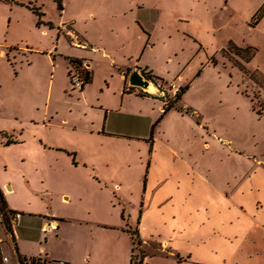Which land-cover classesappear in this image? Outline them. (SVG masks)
I'll list each match as a JSON object with an SVG mask.
<instances>
[{"label": "rangeland", "instance_id": "374dc122", "mask_svg": "<svg viewBox=\"0 0 264 264\" xmlns=\"http://www.w3.org/2000/svg\"><path fill=\"white\" fill-rule=\"evenodd\" d=\"M229 42L253 47V57L244 61ZM70 55L93 61L94 94L121 65L139 67L156 77L155 96L163 100L174 96L171 83L187 87L176 102L181 110L163 113L160 99H144L137 106L144 122L135 123L133 138L64 130L48 142L68 150L45 147L34 123L47 110L45 121L55 108L54 121L67 117L80 128L105 114L74 105L80 90L68 77ZM109 81L112 89L119 84ZM119 116L108 112L109 120ZM1 132L14 138L5 145L0 136V187H13L5 199L21 213L15 227L21 252L69 264L125 263L151 141L157 151L168 145L176 160L223 189L255 160L264 163V0H0ZM52 219L63 222L45 228ZM155 248L136 245L133 264Z\"/></svg>", "mask_w": 264, "mask_h": 264}, {"label": "crops", "instance_id": "0c3cea01", "mask_svg": "<svg viewBox=\"0 0 264 264\" xmlns=\"http://www.w3.org/2000/svg\"><path fill=\"white\" fill-rule=\"evenodd\" d=\"M66 58L80 60L91 77L88 86L75 96L77 101L74 105L85 109L103 108L105 114L103 117L95 114V118L89 120L88 127L80 128L74 123L68 125L67 117L60 122L54 121L59 115L55 108L52 112L54 116H50L52 121H45L47 110L42 121L34 123L41 131L34 137L40 138L45 147L68 150L63 145L50 144L49 135L56 132L61 136V131L66 130L94 139L137 136L132 132L134 125L136 123L138 127L141 121L144 122L143 113L138 107L144 99H159V96L139 95L138 88L131 87L128 91V70L139 67L121 65L118 76H104L106 88L99 87V95L90 88L96 73L93 61L74 55ZM113 77L119 84L112 89L109 78ZM107 97H112L113 105L105 103V99H109ZM132 105L138 107L130 111L132 114H127ZM108 112H117L121 116L109 120ZM83 114H87L86 111ZM1 133L5 134L6 139L14 140L10 133ZM157 147L155 139L144 180L140 216L138 222L132 225L137 228L142 247L157 245L154 250L144 253L142 264H264V163L255 160L249 171L239 175L235 183L223 189L207 176L199 174L194 167L176 160L178 154L168 145L162 151H157ZM6 187L5 191L0 187L4 199L7 193L13 191V187ZM5 202L8 208L15 210L6 199ZM61 222L52 219L45 228L51 227L49 224L58 227ZM16 246L20 253L25 254L21 252L17 238ZM129 248V252L125 253L126 262L121 264L130 263L132 243ZM51 258L67 262V259Z\"/></svg>", "mask_w": 264, "mask_h": 264}, {"label": "built area", "instance_id": "2783aa9c", "mask_svg": "<svg viewBox=\"0 0 264 264\" xmlns=\"http://www.w3.org/2000/svg\"><path fill=\"white\" fill-rule=\"evenodd\" d=\"M69 78L74 89L81 90L84 87L83 73L76 67L70 69ZM170 87L174 94L179 89L174 83H171ZM20 218V212L8 208L0 200V264H67L63 260L51 258L46 254L26 255L20 253L16 246L15 232ZM49 226L55 227L51 224Z\"/></svg>", "mask_w": 264, "mask_h": 264}, {"label": "trees", "instance_id": "16d2710c", "mask_svg": "<svg viewBox=\"0 0 264 264\" xmlns=\"http://www.w3.org/2000/svg\"><path fill=\"white\" fill-rule=\"evenodd\" d=\"M58 7L61 8L60 1H58ZM227 49H233L234 50V53L237 54V55H239L240 57H241V55H244L245 56L244 57V61L250 60L253 57L254 52H255V49L253 47H249L248 46V47L242 48V47H239V46H237L236 44H234L232 42H229V44L227 46ZM68 60L72 64L73 67L81 65V62L78 59L68 58ZM238 67L240 69H244L240 65ZM69 71H70V69L68 70V77H69ZM142 72H143V70H142ZM145 76H147V78L155 84V81H154V78H156L155 76L150 75V73H148V75H145ZM250 76H253V75L250 74ZM83 77H84L85 84H87V83H89L91 81V77H90L88 71H84L83 72ZM186 88L187 87H179L178 91L174 94V96H173L172 99L163 100L162 97H159V99L162 100L163 103H164L163 110H162L163 113L167 112L172 107H175V108L181 110V108H179V107L176 106V102L181 99V96L184 93V91L186 90ZM131 89L132 88L130 87L128 89V91H130ZM138 94L141 95V96H150V95H147L146 93H144L142 91H139ZM252 110L255 111L253 107H252ZM255 113L257 115H260L258 113V111H255ZM0 136L1 137H5V134L0 133ZM13 142H14V140H12L10 138H7L6 141H5V145H8V144L13 143ZM151 150H152V143H151V146H150V152H151ZM0 200H1V202H2L3 205H5V206L7 205L6 202H5V199H4V196H3L1 190H0ZM126 231L130 234V237H131V241H132L131 251L133 253V249L136 247V245H140L141 244V240L139 239V236H138V232H137V228L136 227H134L133 229H131V227H129ZM132 253H131V258H130V263L129 264H133V261H132L133 254ZM143 256H144V254L143 255L141 254L140 259H139V261H138L137 264H142Z\"/></svg>", "mask_w": 264, "mask_h": 264}, {"label": "water", "instance_id": "95a60500", "mask_svg": "<svg viewBox=\"0 0 264 264\" xmlns=\"http://www.w3.org/2000/svg\"><path fill=\"white\" fill-rule=\"evenodd\" d=\"M152 84L154 90H148L149 85ZM128 85L130 87L138 88L149 95H156V86L150 81L140 68H134L128 76Z\"/></svg>", "mask_w": 264, "mask_h": 264}, {"label": "bare ground", "instance_id": "6f19581e", "mask_svg": "<svg viewBox=\"0 0 264 264\" xmlns=\"http://www.w3.org/2000/svg\"><path fill=\"white\" fill-rule=\"evenodd\" d=\"M148 90H150V91L154 90V87L152 84L149 85Z\"/></svg>", "mask_w": 264, "mask_h": 264}]
</instances>
